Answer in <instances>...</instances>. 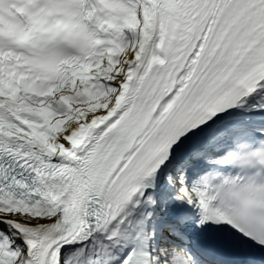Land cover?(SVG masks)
I'll list each match as a JSON object with an SVG mask.
<instances>
[{
  "label": "snow or ice",
  "instance_id": "obj_1",
  "mask_svg": "<svg viewBox=\"0 0 264 264\" xmlns=\"http://www.w3.org/2000/svg\"><path fill=\"white\" fill-rule=\"evenodd\" d=\"M0 264H264V0H0Z\"/></svg>",
  "mask_w": 264,
  "mask_h": 264
}]
</instances>
